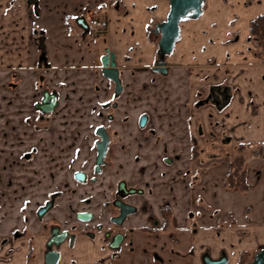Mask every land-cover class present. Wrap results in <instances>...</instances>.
I'll return each instance as SVG.
<instances>
[{
    "label": "crops",
    "instance_id": "1",
    "mask_svg": "<svg viewBox=\"0 0 264 264\" xmlns=\"http://www.w3.org/2000/svg\"><path fill=\"white\" fill-rule=\"evenodd\" d=\"M169 10V0H0V190L10 195L11 183L26 176L9 168L11 157L44 147L24 119L39 91L55 92L54 128L64 149H90L96 127L110 113L113 148L128 150L118 149L114 161L135 155L158 161L163 144L177 151L169 153L174 175L157 177L150 187L159 197L173 196L178 212L187 191L195 207L193 243L212 257L222 252L228 264L245 263L264 250V157L257 155L264 143V61L249 31L264 16V0H202L198 17L179 22L163 74L153 70L160 38L154 28ZM89 14L105 16L106 31L93 33L84 22ZM106 50L119 72L117 97L101 71ZM7 68L16 71L15 91L5 88ZM215 88L227 96L220 108L212 101ZM113 101L116 108H104ZM193 141L199 148L206 144L208 161H195ZM82 158L73 153L60 161ZM187 166L191 185L182 182ZM236 166L243 189L227 183Z\"/></svg>",
    "mask_w": 264,
    "mask_h": 264
},
{
    "label": "flooded vegetation",
    "instance_id": "2",
    "mask_svg": "<svg viewBox=\"0 0 264 264\" xmlns=\"http://www.w3.org/2000/svg\"><path fill=\"white\" fill-rule=\"evenodd\" d=\"M37 47L42 48L41 39ZM40 57L44 59L42 53ZM15 72L4 71L5 88L12 91ZM41 91L24 124L43 139L44 147H31L11 157L9 168L26 176L11 183L10 195L0 190V264L229 263L222 252L212 257L193 243L194 213L187 191L181 192L178 212L173 196L159 197L155 185L150 187L157 177L166 180L174 175L175 161L164 156L158 161H140L138 155L132 161H114L118 149L128 150L113 148L117 134L110 113L105 124L96 127L90 149H64L54 128L56 93ZM118 95L114 90L113 96ZM107 106L113 110L117 103ZM145 122V115H140L137 125L142 128ZM103 133L107 141L99 159L97 147ZM73 153L82 160L60 161L61 156ZM189 166L182 173L187 185L192 183ZM10 201L15 208L8 206ZM255 255L237 264H249Z\"/></svg>",
    "mask_w": 264,
    "mask_h": 264
},
{
    "label": "water",
    "instance_id": "3",
    "mask_svg": "<svg viewBox=\"0 0 264 264\" xmlns=\"http://www.w3.org/2000/svg\"><path fill=\"white\" fill-rule=\"evenodd\" d=\"M170 10L165 21L155 25L154 32L160 35L158 41V56L159 61L154 66L153 70L165 74L164 57L169 54L174 46V43L179 35V22L187 18H196L201 12L202 0H169ZM101 71L102 74L110 79L115 85V94H119L121 91V83L119 79V72L116 68L114 56L106 50L105 55L102 57ZM48 95V94H46ZM50 97L52 95H49ZM212 101L219 108L222 107L226 101L227 96L225 91L219 89L212 90ZM51 109V106L47 109ZM144 122V118L142 119ZM102 142L98 144V158L100 159L103 154V148L105 147L107 137L103 133L101 135ZM249 264H264V250L256 253L254 259Z\"/></svg>",
    "mask_w": 264,
    "mask_h": 264
},
{
    "label": "trees",
    "instance_id": "4",
    "mask_svg": "<svg viewBox=\"0 0 264 264\" xmlns=\"http://www.w3.org/2000/svg\"><path fill=\"white\" fill-rule=\"evenodd\" d=\"M250 34L257 40L258 45V57L264 61V16H259L250 23L249 26ZM150 36V34H149ZM193 157L196 156V150L192 148ZM236 161H242L241 158H237ZM237 164V163H236ZM238 166L236 169L231 171L227 177V183L229 186L244 188L242 181V174L238 173Z\"/></svg>",
    "mask_w": 264,
    "mask_h": 264
},
{
    "label": "built area",
    "instance_id": "5",
    "mask_svg": "<svg viewBox=\"0 0 264 264\" xmlns=\"http://www.w3.org/2000/svg\"><path fill=\"white\" fill-rule=\"evenodd\" d=\"M85 20L93 33H101L107 29V20L105 16L96 17L93 14H89L85 17ZM258 153L260 156H264V145L259 148Z\"/></svg>",
    "mask_w": 264,
    "mask_h": 264
},
{
    "label": "rangeland",
    "instance_id": "6",
    "mask_svg": "<svg viewBox=\"0 0 264 264\" xmlns=\"http://www.w3.org/2000/svg\"><path fill=\"white\" fill-rule=\"evenodd\" d=\"M93 37V36H92ZM191 146H193L192 148H194L196 151H198V153H197V155H196V157H195V161H208L207 160V158L205 157V155H207L208 154V148L207 147H205L206 146V144H203V145H201L200 146V148H199V146H197L196 144H195V142L193 141L192 142V144H191ZM167 147H166V144H163V151H164V157H166L167 159H170L171 161H173V159H172V157H171V155L169 154V153H171V154H174L175 155V152H177V151H175V150H168V149H166ZM140 156V155H139ZM152 156H153V154H151V155H149V158L150 159H152ZM180 157V155L179 154H177V157ZM152 161H156L155 159L154 160H152ZM176 161H184L182 158L181 159H177ZM230 161V160H229ZM236 161V160H235ZM194 209H195V207H194ZM193 209V210H194ZM195 212H198V211H195Z\"/></svg>",
    "mask_w": 264,
    "mask_h": 264
}]
</instances>
